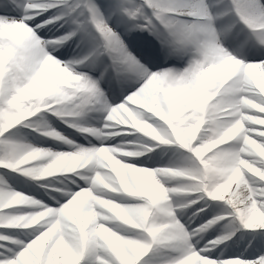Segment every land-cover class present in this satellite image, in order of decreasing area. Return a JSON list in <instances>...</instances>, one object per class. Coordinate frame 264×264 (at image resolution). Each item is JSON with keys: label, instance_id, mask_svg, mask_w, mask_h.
Here are the masks:
<instances>
[{"label": "snow or ice", "instance_id": "obj_1", "mask_svg": "<svg viewBox=\"0 0 264 264\" xmlns=\"http://www.w3.org/2000/svg\"><path fill=\"white\" fill-rule=\"evenodd\" d=\"M0 264H264V0H0Z\"/></svg>", "mask_w": 264, "mask_h": 264}]
</instances>
